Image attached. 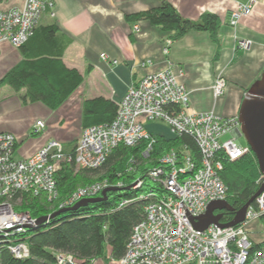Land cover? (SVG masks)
Returning a JSON list of instances; mask_svg holds the SVG:
<instances>
[{
	"label": "built area",
	"instance_id": "1",
	"mask_svg": "<svg viewBox=\"0 0 264 264\" xmlns=\"http://www.w3.org/2000/svg\"><path fill=\"white\" fill-rule=\"evenodd\" d=\"M258 0L239 3L229 14V23L252 12ZM55 0H24L22 6L0 9V44L23 45L35 32L44 12L55 15ZM138 30L137 24L133 26ZM169 43L164 48L168 67L146 73L132 84L118 102L115 118L109 123L85 127L73 152L66 153L63 143L49 139L29 157H15L17 139L11 132H0V243L19 258L30 255L28 243L20 236L37 227V218L19 211L12 202L18 192L43 194L57 209L74 206L84 198L101 196L108 186L122 187L119 181L96 182L80 187L59 201L56 174L61 163L73 159L78 167L96 169L121 144L133 146L148 140L149 155L156 137L146 127L149 122H165L173 137L187 134L196 141L199 158L188 142L171 149L150 168L146 179L139 177L134 189L150 185L139 199L146 200L145 216L133 229L124 256L110 258L109 264H264V245L254 249L247 224L264 215V191L247 210L245 221L232 227L210 225L206 230L195 227L193 220L202 216L213 201L227 200V186L221 177L224 160L240 159L252 153L240 142L241 122L238 115L223 117L213 111L193 110L190 91L174 73L168 58ZM250 41L237 39L236 48L247 49ZM108 60L106 54L102 55ZM113 63H118L114 60ZM151 63V62H150ZM148 63L143 62L146 66ZM227 80L217 76L212 86L215 98L225 93ZM45 127L38 120L33 132ZM64 161V162H65ZM262 183L264 178H261ZM125 199L121 204L129 203ZM57 202V204H55ZM59 262L84 264L72 254H59ZM96 259L94 260L95 263Z\"/></svg>",
	"mask_w": 264,
	"mask_h": 264
},
{
	"label": "crops",
	"instance_id": "2",
	"mask_svg": "<svg viewBox=\"0 0 264 264\" xmlns=\"http://www.w3.org/2000/svg\"><path fill=\"white\" fill-rule=\"evenodd\" d=\"M247 1L171 0L183 17L194 21L206 12L218 14L222 23L216 43L209 32L195 30L173 40L149 20L136 22L139 29L134 31V23L126 20V13L157 7L162 0H55V15L44 12L39 24L56 23L59 32L72 39L63 58L69 67H77L84 74V81L56 109L42 102L24 104L11 92L8 95L11 110L5 116L9 119H3L0 132L15 135L14 155L18 159L31 156L52 138L63 143L66 153L73 152L84 129L85 100L103 95L119 102L146 73L169 66L164 53L168 42V58L174 63V73L190 91L193 110H214L223 117L237 115L245 93L264 71V0H258L252 12L242 16L236 25L229 23L230 12ZM23 3L24 0H0V9ZM237 39L249 40L251 44L238 50ZM24 58L20 47L1 43L0 80ZM114 60L118 63H113ZM143 62L148 64L143 66ZM220 75L226 78L227 86L225 93L215 98L212 86ZM6 88L0 82L2 93H6ZM40 119L45 127L34 134V126ZM146 127L155 136H173L163 121L149 122ZM246 228L254 245L264 243V219H255ZM95 264L106 262L99 263L97 258Z\"/></svg>",
	"mask_w": 264,
	"mask_h": 264
},
{
	"label": "trees",
	"instance_id": "3",
	"mask_svg": "<svg viewBox=\"0 0 264 264\" xmlns=\"http://www.w3.org/2000/svg\"><path fill=\"white\" fill-rule=\"evenodd\" d=\"M125 18L134 24L149 20L173 40L195 30L209 32L213 41L219 43L218 32L222 20L218 14L206 12L194 21L183 17L171 0H162L157 7L126 13ZM59 31L56 23L38 24L34 34L20 46L25 58L0 80L18 92L24 104L42 102L56 109L84 81V74L77 67H69L65 63L64 53L72 39ZM117 110L118 102L103 95L86 99L83 127L109 123L115 118ZM155 137L149 155L144 154L149 141L142 140L133 146L118 145L105 163L96 169L80 168L73 159L62 162L56 174L59 201L71 195L81 183L88 185L97 181H92L95 177H100L101 181L107 179L111 184L122 181L124 185L109 191L106 199L67 210L37 227L28 228L20 234L28 243V257H16L0 243V264H70L60 263L58 259L59 254L67 253L84 264H94L97 258L107 259L108 262L111 257L119 259L124 256L134 226L145 216L147 201L139 197L147 192L150 185L146 180L143 187L134 189L132 184L139 177L146 179L150 168L156 166L171 149L179 150L183 142H188L195 157L199 158L198 145L187 134L181 137ZM220 174L227 186V201L232 207V210L223 213L222 222H229L236 211L258 191L262 184V173L255 154L249 153L237 160L225 159ZM125 199L130 201L122 205ZM12 202L17 210L29 212L35 218L59 210L58 205L54 206L43 194L18 192ZM261 219H264V215ZM263 245H254V249Z\"/></svg>",
	"mask_w": 264,
	"mask_h": 264
},
{
	"label": "water",
	"instance_id": "4",
	"mask_svg": "<svg viewBox=\"0 0 264 264\" xmlns=\"http://www.w3.org/2000/svg\"><path fill=\"white\" fill-rule=\"evenodd\" d=\"M239 119L241 122V130L239 136H244L251 150L256 156L259 169L264 178V71L261 76L256 79L241 102L239 111ZM119 187L109 186L105 188L101 196L93 198H84L77 202L74 206L60 209L52 214L44 215L37 218L38 225L45 221L54 218L55 216L67 210L76 209L80 206L89 203L97 202L107 198V193L111 190H117ZM264 191V182L261 184L258 191L251 197V199L236 211L234 218L229 222H222L223 213L232 210L231 205L227 200L213 201L209 204L207 211L197 219L193 220L195 227L201 230L207 229L214 224L219 227H232L245 221L246 213L251 204Z\"/></svg>",
	"mask_w": 264,
	"mask_h": 264
},
{
	"label": "rangeland",
	"instance_id": "5",
	"mask_svg": "<svg viewBox=\"0 0 264 264\" xmlns=\"http://www.w3.org/2000/svg\"><path fill=\"white\" fill-rule=\"evenodd\" d=\"M3 85H6V87H8V88H6V93H2L1 91H0V124L2 123V122H4L5 120H3V119H9V117H5V116H7V114L9 113V111L11 110L10 109V107L11 106H9V98H8V95L11 93V92H14V94L16 95L17 94V96L20 98V95H19V93L18 92H16L12 87H9V85H7V84H5V83H2ZM8 90V91H7ZM210 111H213L214 113H216L214 110H210ZM7 112V113H6ZM217 114V113H216ZM238 115V114H237ZM9 116V115H8ZM239 116V115H238ZM240 142L243 144V145H246L247 144V141H246V139H245V137L244 136H241L240 137ZM253 153V152H252ZM65 161V160H64ZM63 161V162H64ZM102 178V177H101ZM97 179V181H95V182H92V183H90V184H93V183H96V182H104V181H106L107 179H103V181H101L102 179H100V177H95L94 179H92V181L93 180H96ZM98 179H100V180H98ZM83 183H81L77 188H76V190L78 189V188H80V187H85V186H87V185H82ZM90 184H88V185H90ZM112 185V184H111ZM68 197V196H67ZM52 204L54 203V202H51ZM101 261H103V262H106V264H109L108 262H107V259H102V258H100L99 259V263H101ZM95 263H96V261H95ZM94 263V264H95Z\"/></svg>",
	"mask_w": 264,
	"mask_h": 264
},
{
	"label": "bare ground",
	"instance_id": "6",
	"mask_svg": "<svg viewBox=\"0 0 264 264\" xmlns=\"http://www.w3.org/2000/svg\"><path fill=\"white\" fill-rule=\"evenodd\" d=\"M109 187V186H108ZM107 188V187H106ZM103 192V191H102ZM102 192H101V194H102ZM91 198H93V197H91ZM206 230V229H205Z\"/></svg>",
	"mask_w": 264,
	"mask_h": 264
}]
</instances>
